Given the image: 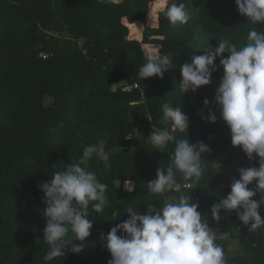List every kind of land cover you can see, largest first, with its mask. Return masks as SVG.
Listing matches in <instances>:
<instances>
[{"label":"trees","instance_id":"obj_1","mask_svg":"<svg viewBox=\"0 0 264 264\" xmlns=\"http://www.w3.org/2000/svg\"><path fill=\"white\" fill-rule=\"evenodd\" d=\"M173 3L185 5L186 25L168 22L165 11ZM56 17L68 25L66 33L53 24ZM247 23L235 0H0V264H48L43 260L44 194L38 183L50 181L52 173L78 161L84 147L99 140L106 142L111 167L94 156L87 170L107 185L109 205L102 214L90 207L94 226L83 252H68L50 264H109L102 234L127 220L129 208L147 214L148 207H162L167 196L179 195L147 193V182L156 179L158 168L168 166L174 147L160 152L148 140L155 127H166L165 103L182 107L189 118L188 139L210 148L209 165L195 191L183 192L199 204L202 216L210 217L209 227L228 232L216 239L226 264H264V227L249 232L235 212L222 210L218 223L211 218V207L230 192L231 183L223 182L227 168L236 161L241 168L259 166L258 157L250 161L232 146L230 130L214 106L223 69L194 93L183 96L177 90L183 63L209 44L217 47L221 37L242 45L252 27ZM254 27L264 30L261 24ZM45 37L64 44L50 47ZM162 55L173 58L162 79L136 78L141 64ZM135 84L143 93L123 90ZM47 96L54 98L52 104L44 103ZM205 99L217 114L215 124L201 118L202 111L208 115ZM54 128L57 142L52 144L46 140ZM177 137L187 138V133ZM220 155L228 157L225 171L212 165ZM126 180L134 191L125 189ZM253 199L259 201V193ZM260 215L264 219V206ZM233 242L242 252L229 256Z\"/></svg>","mask_w":264,"mask_h":264},{"label":"clouds","instance_id":"obj_2","mask_svg":"<svg viewBox=\"0 0 264 264\" xmlns=\"http://www.w3.org/2000/svg\"><path fill=\"white\" fill-rule=\"evenodd\" d=\"M235 4L252 26L246 41L238 46L221 37L217 47L209 44L204 52H195L179 68L181 78L177 90L183 96L189 91L194 93L209 86L213 73L223 69L214 106L230 130L232 146L242 149L250 161L258 157L259 166L240 168L239 179L233 180L229 194L220 198L210 213L218 223L222 210L235 212L242 225L253 232L264 227L260 215V208L264 206V30L254 27L264 25V0H235ZM165 16L172 26L186 25L190 19L183 3L171 4ZM218 58L219 65L215 63ZM172 61L170 55L153 56L139 66L136 78L162 79L173 67ZM203 103L208 115L204 116L202 111L201 118L215 124L217 114L210 101L205 99ZM161 108L162 123L166 127H155L148 140L160 152L170 145L174 147L168 166L158 168L156 179L147 182V193L179 195L169 197L162 207H148L147 214L129 208L127 220L112 227L106 236L102 234L111 256L109 264H226L224 250L216 243L215 231L198 211L199 204L183 192L195 189L204 175L210 148L202 141L193 143L188 139L189 118L182 107L165 103ZM185 132L187 138L177 137V133ZM105 143L99 140L85 146L78 161L63 164L52 173L50 181L38 183L44 194L46 226L43 231L47 252L43 260L48 264L68 252L82 253L94 226L93 219L89 218L90 207L102 214L109 205L107 185L87 170L94 156L104 162L106 169L111 167ZM253 182L255 188H250ZM124 187L134 191L131 180H126ZM258 193L260 199L256 201L253 198Z\"/></svg>","mask_w":264,"mask_h":264},{"label":"rangeland","instance_id":"obj_3","mask_svg":"<svg viewBox=\"0 0 264 264\" xmlns=\"http://www.w3.org/2000/svg\"><path fill=\"white\" fill-rule=\"evenodd\" d=\"M57 12V10L54 8V13H56ZM53 24L54 25H56L59 29H61V32L62 33H66L67 31H68V25L64 22V21H62L61 19H59L58 17H56L55 18V20H54V22H53ZM133 28V31L135 32V31H137V27H132ZM50 34L52 35L53 33L52 32H50ZM50 35V36H51ZM66 35H70V34H66ZM73 37V36H72ZM71 37V35L69 36V38H72ZM49 38L50 37H45V39H46V44H48L50 47H53L54 45H56V46H58V47H62L63 46V41L62 40H55V39H51V40H49ZM72 39H74V40H77L78 38H72ZM79 41V40H78ZM82 44V43H81ZM81 44H79L80 46H81ZM45 53V55L43 56V58H46L47 56V53L46 52H44ZM49 54V53H48ZM141 88V87H140ZM142 89V88H141ZM216 93V92H215ZM53 101H54V98L53 97H50V96H47L45 99H44V103L45 104H52L53 103ZM142 103H144V99L142 100ZM130 117H132V118H134V115L133 114H131V116ZM56 133H57V130H56V128H54L53 130H51L49 133H47L48 135H47V140H46V142H49V143H56L57 142V139H56ZM226 159H228V157L227 156H221L220 155V158L216 161V162H214L215 164H212L213 165V167H214V170H216V171H218V170H220V169H222V167H225V161H226ZM224 162V163H223ZM224 165V166H223ZM248 166V165H247ZM248 168V167H247ZM213 169V168H212ZM231 169V166H230V168H227V171H229ZM223 171H225L226 170V168L225 169H222ZM231 172V171H230ZM225 177H227V176H225ZM230 178H231V180L233 181V180H235V179H238L239 178V174L237 173V174H233V176H230ZM228 180H226V182H227ZM228 183H231V182H228ZM228 183H226V184H228ZM131 187V186H130ZM106 236V235H105Z\"/></svg>","mask_w":264,"mask_h":264},{"label":"crops","instance_id":"obj_4","mask_svg":"<svg viewBox=\"0 0 264 264\" xmlns=\"http://www.w3.org/2000/svg\"><path fill=\"white\" fill-rule=\"evenodd\" d=\"M240 164H241L240 161H236V162H234V163L231 165V169H230L229 171H226V172L224 173V175L227 176V177L224 178V181H223L224 184H226V183H228V182H231V183L233 182V181L231 180L230 176H233V174H237V173L239 174L238 170L241 168V165H240ZM247 165H248V166H247ZM247 167H251L250 164H246V165H244L243 168H247ZM230 171H231V172H230ZM238 179H239V178H238ZM226 180H228V181L226 182ZM250 188H255V182H253V184L250 185ZM169 197H171V196H167V197L165 198V202L167 201V199H168ZM204 219L207 221V220H210V217L205 216ZM215 223H216V222H215ZM210 228H211L213 231H215L216 236H217V239L227 237L228 232H227L226 230H223V229H221V228H218V227L214 226V224H213L212 226H210ZM241 252H242V250H241V247H240V245H239L238 243L233 242V243L229 246V250H228V255H229V256H234V255H236V254H241Z\"/></svg>","mask_w":264,"mask_h":264},{"label":"built area","instance_id":"obj_5","mask_svg":"<svg viewBox=\"0 0 264 264\" xmlns=\"http://www.w3.org/2000/svg\"><path fill=\"white\" fill-rule=\"evenodd\" d=\"M52 35H54V34H52ZM41 56H44V55H41ZM133 89L141 90V92L143 93V90L140 88V86L138 84L128 86V87L124 88L123 90L124 91H131ZM143 99H145L144 96H143ZM184 190H190V191H193V192L195 191V189H184Z\"/></svg>","mask_w":264,"mask_h":264}]
</instances>
